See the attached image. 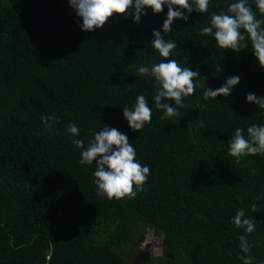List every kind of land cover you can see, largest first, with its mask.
Wrapping results in <instances>:
<instances>
[{
    "label": "trees",
    "instance_id": "trees-1",
    "mask_svg": "<svg viewBox=\"0 0 264 264\" xmlns=\"http://www.w3.org/2000/svg\"><path fill=\"white\" fill-rule=\"evenodd\" d=\"M234 2L210 0L207 13L175 20L165 39L177 47L164 58L151 41L166 6L158 14L146 8L138 24L114 14L89 32L68 0H0V264H135L115 248L138 243L141 226L164 235L166 264H242L244 230L230 221L239 208L264 221V155L237 163L227 144L236 128L264 124V110L246 100L248 92L264 96V68L250 44L235 53L201 34L213 13ZM170 60L199 71L213 90L226 77L240 82L216 100H203L204 89L197 88L183 98L178 123L164 120L153 79L136 69ZM138 95L152 109L140 132L122 111ZM52 113L60 123L49 134L41 117ZM69 122L80 128L72 139H90L101 126L126 134L150 168L146 191L135 199L97 196L95 163L79 164ZM248 240L255 264H264V223Z\"/></svg>",
    "mask_w": 264,
    "mask_h": 264
},
{
    "label": "clouds",
    "instance_id": "clouds-1",
    "mask_svg": "<svg viewBox=\"0 0 264 264\" xmlns=\"http://www.w3.org/2000/svg\"><path fill=\"white\" fill-rule=\"evenodd\" d=\"M68 3L79 18L77 23L81 30L89 32L102 28L114 14H122L126 18L131 15L133 22L138 24L141 16L146 15V8H151L154 14H158L166 6L167 17L163 21L162 30H154L151 41L152 47L164 58L169 57L177 47L173 40L165 39L173 31L174 21L180 19L187 23L188 14L194 11L207 13L210 6V0H68ZM254 3L256 10L264 15V0H254ZM201 34L213 37L219 48L231 49L235 53L247 49L250 44L252 54L257 58L259 66L264 68V19L257 18L249 0H237L228 5L227 12L213 13L210 26L202 28ZM216 71L223 70L217 67ZM136 74L153 79L155 108L163 113L161 119L176 118L177 123L180 120V109L185 107L183 98L191 96L197 88L204 89L203 100H216L218 96L230 95L240 82L239 76L226 77L225 82L213 90L205 87L207 78L202 77L199 71H192L187 67L182 69L175 60L150 67L138 66ZM246 100L264 110V96L248 92ZM122 111L132 131L140 132L151 123L152 109L145 95H138L135 103L131 107L125 105ZM41 123L51 134L54 126L60 123V118L52 113L42 116ZM200 126L205 127L203 121ZM66 132L71 143L81 150L79 164L89 166L95 163L93 177L97 196L108 200L135 199L139 193L146 191L150 168L142 165L136 158L135 147L126 134L117 128L101 126L90 139H72L80 136V128L74 122L67 124ZM227 147L228 155L234 157L237 163L249 156L264 155V124L253 123L247 127L246 132L243 128H236ZM251 211H257L256 204H252ZM230 222L237 229L244 230L239 236L242 253L239 259L242 264H255L248 237L264 221L258 223L246 214L244 208H239Z\"/></svg>",
    "mask_w": 264,
    "mask_h": 264
},
{
    "label": "rangeland",
    "instance_id": "rangeland-1",
    "mask_svg": "<svg viewBox=\"0 0 264 264\" xmlns=\"http://www.w3.org/2000/svg\"><path fill=\"white\" fill-rule=\"evenodd\" d=\"M145 236L143 243L139 242L141 236ZM134 239L138 243H131L115 250L121 254L128 262L134 260V255L145 250L146 246H150V259L144 260L142 264H166L167 253L164 245V235L148 226L139 227L134 233Z\"/></svg>",
    "mask_w": 264,
    "mask_h": 264
},
{
    "label": "flooded vegetation",
    "instance_id": "flooded-vegetation-1",
    "mask_svg": "<svg viewBox=\"0 0 264 264\" xmlns=\"http://www.w3.org/2000/svg\"><path fill=\"white\" fill-rule=\"evenodd\" d=\"M146 250H148V251L150 252V246L148 247V245H147L146 248H145V250L139 252V254H138L137 256L134 255V260H133V262H134L135 264H142V263H143L144 259H143V255H142V254H143V252L146 251ZM150 254H151V252H150Z\"/></svg>",
    "mask_w": 264,
    "mask_h": 264
},
{
    "label": "water",
    "instance_id": "water-1",
    "mask_svg": "<svg viewBox=\"0 0 264 264\" xmlns=\"http://www.w3.org/2000/svg\"><path fill=\"white\" fill-rule=\"evenodd\" d=\"M144 240H145V236L142 235V236L140 237V239H139V242H140V243H143ZM148 247H149V246H148ZM142 255H143V259H144V260H149V259H150V252H149L148 250L144 251ZM169 257L174 258L173 255H169Z\"/></svg>",
    "mask_w": 264,
    "mask_h": 264
}]
</instances>
